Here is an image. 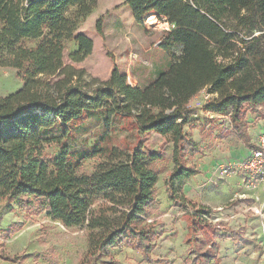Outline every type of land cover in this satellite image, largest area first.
<instances>
[{
    "label": "trees",
    "instance_id": "16d2710c",
    "mask_svg": "<svg viewBox=\"0 0 264 264\" xmlns=\"http://www.w3.org/2000/svg\"><path fill=\"white\" fill-rule=\"evenodd\" d=\"M125 4L139 26L146 28L150 14L173 25L159 43L171 62L147 84L130 85L117 66L106 81H88L84 70L65 64L68 41L77 45L69 54L74 62L93 52V39L76 32L98 0H0V66L15 69L23 81L16 92L0 96V197L31 213L45 210L65 227L86 228L88 257L110 256V248L126 243L153 264L159 233L156 221L148 218L157 206L159 172L153 164L163 154H146L142 141L131 151L114 144L113 124L128 117L139 135L154 131L173 143L174 168L165 189L170 201L194 209L183 215L186 243L200 236L217 246L227 227L201 216L206 207L183 193L185 180L199 172L190 156L200 152L184 128L193 115L190 100L209 88L217 97L207 110L228 115L238 143L254 147L247 116L264 113V0ZM29 40L36 43L26 44ZM175 47H181L179 55ZM89 116L103 121V132L91 145L64 143ZM53 145L60 149L56 155L46 151ZM90 160L98 163L83 172ZM10 233L0 232V238ZM0 256L15 263L20 259L8 256L1 243ZM193 262L220 264V259L207 248Z\"/></svg>",
    "mask_w": 264,
    "mask_h": 264
},
{
    "label": "rangeland",
    "instance_id": "374dc122",
    "mask_svg": "<svg viewBox=\"0 0 264 264\" xmlns=\"http://www.w3.org/2000/svg\"><path fill=\"white\" fill-rule=\"evenodd\" d=\"M125 1L98 0L93 12L80 22L76 33H83L94 41L93 52L85 60L72 61L69 54L77 45L72 41L66 43L65 64L84 70V79L88 81H106L117 66L127 73L130 85L147 84L171 62V55L159 47L165 35V23L157 18L156 26L150 25L146 17V28L139 26ZM101 18L102 31L99 32L97 23ZM34 43L36 41H26L28 45ZM173 51L179 55L181 47ZM22 86L23 81L16 77L15 69L0 66V96L16 92ZM215 97L216 94L205 88L190 100L193 115L184 129L200 147V152L192 153L189 159L199 172L186 179L182 188L194 203L212 211L214 223L227 227L222 231L225 237L219 239L215 247L200 236L192 244L186 243L183 215L194 209L170 201L165 189V179L174 168L173 143L154 131L139 135L128 117L117 118L113 124L114 144L131 151L142 141L146 154L152 151L163 154V158L153 164L159 172L157 206L148 218L150 222L156 221L155 230L159 233L151 255L153 264H194L196 253L207 248L217 255L220 264H264V181L259 177L251 185L250 179H243L240 171L234 169L250 153V147L238 143L228 115L207 110ZM261 119L264 122V118ZM102 122L98 116H89L79 128L72 130V136L64 143L72 147L91 145L103 132ZM247 122L251 132L258 127L259 120ZM59 150L53 145L46 151L56 155ZM97 163L98 160L86 162L82 171L92 172ZM221 166L228 172L221 171ZM256 210H261L263 215L256 214ZM233 230L239 234L233 236ZM3 231L11 232L9 238H0L5 253L10 257L19 255L20 259L15 263L0 256V264H151L134 245L126 243L110 248V256L88 257L86 228L65 227L52 220L45 210L40 214L31 213L20 203L0 197V232Z\"/></svg>",
    "mask_w": 264,
    "mask_h": 264
},
{
    "label": "built area",
    "instance_id": "2783aa9c",
    "mask_svg": "<svg viewBox=\"0 0 264 264\" xmlns=\"http://www.w3.org/2000/svg\"><path fill=\"white\" fill-rule=\"evenodd\" d=\"M165 23L164 31L171 29L173 25H170L168 22ZM234 169L239 170L243 179H250L249 183L253 185L259 177H262L261 180L264 181V128H262L256 135L255 146L251 148L250 153L241 159L234 167ZM221 171L224 173L228 172L226 167L221 166ZM247 183V186L248 184ZM256 214L263 215L261 210H256ZM204 217L212 220L207 215Z\"/></svg>",
    "mask_w": 264,
    "mask_h": 264
},
{
    "label": "crops",
    "instance_id": "0c3cea01",
    "mask_svg": "<svg viewBox=\"0 0 264 264\" xmlns=\"http://www.w3.org/2000/svg\"><path fill=\"white\" fill-rule=\"evenodd\" d=\"M133 85H134V83H133ZM248 118H247V120L250 122V120L252 121V120H259V122H258V127L255 129V130H252L251 132L249 131V127H248V131H249V135H250V139H251V142L254 144V146H255V141H256V135H257V133L262 129V128H264V122L262 121V119L261 118H264V113L263 114H260V113H255V114H249L248 116H247ZM248 123V122H247ZM248 126H249V124H248ZM245 145V144H244ZM246 146V145H245ZM247 147H249V146H247ZM251 148L252 147H250V150H251ZM246 156V155H245ZM206 213L205 214H200L201 216H203V215H207L208 217H210L211 218V214H212V211H210L207 207H206ZM204 217V216H203ZM205 219H207V220H209L208 218H206V217H204ZM212 219V218H211ZM209 221H211V222H213L212 220H209ZM214 223V222H213ZM216 223V222H215Z\"/></svg>",
    "mask_w": 264,
    "mask_h": 264
},
{
    "label": "bare ground",
    "instance_id": "6f19581e",
    "mask_svg": "<svg viewBox=\"0 0 264 264\" xmlns=\"http://www.w3.org/2000/svg\"><path fill=\"white\" fill-rule=\"evenodd\" d=\"M147 19H148V23H150V25H155L158 23L157 16L155 14L148 15Z\"/></svg>",
    "mask_w": 264,
    "mask_h": 264
}]
</instances>
